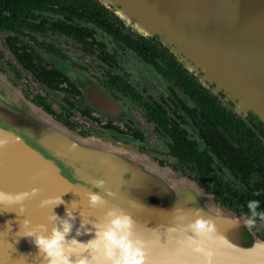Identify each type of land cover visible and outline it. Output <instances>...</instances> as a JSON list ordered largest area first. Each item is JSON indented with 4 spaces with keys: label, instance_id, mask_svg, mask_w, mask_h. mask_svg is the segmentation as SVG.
<instances>
[{
    "label": "water",
    "instance_id": "95a60500",
    "mask_svg": "<svg viewBox=\"0 0 264 264\" xmlns=\"http://www.w3.org/2000/svg\"><path fill=\"white\" fill-rule=\"evenodd\" d=\"M96 1L109 10L110 6L121 7L115 16L123 23H135L141 33L138 36L165 34L189 59L212 72L235 95L245 112L234 111L228 100L224 102L221 95L211 93L241 117L264 143L247 120L251 113L264 122V0ZM162 45L209 90L168 44ZM86 95L87 104L97 112L113 115L118 109V104L98 88L89 86ZM0 139L6 141L0 149V190L11 194L24 191L17 190L18 178L2 174L4 169L10 171L7 167L22 174L29 192L39 189L35 197L24 202L23 212L17 204L0 205L1 211L7 210L6 217L21 226L2 232L8 224L2 221L0 235L5 239L20 234L27 245L31 238L23 236L33 226L24 227L22 221L29 219L31 224L40 225L42 219L38 217L45 216L43 225L50 233V224L59 221H50L48 216L54 212L65 217L64 210L53 209L60 197L63 205L75 209L77 219L71 236L76 235L82 220L85 227L103 222L108 209L89 207L87 196L78 189L81 186L122 205L135 222L136 238L144 243L146 264H204L206 254L194 252L189 246L192 232L188 226L198 218L210 220L216 228L210 238H204L206 251L212 253V264H264V239L247 227L246 215H237L217 204L197 182L178 176L131 144L104 135L91 143L27 101L1 73ZM97 180H104V187H96ZM18 185L23 188L22 183ZM107 191L115 196H106ZM45 199L51 202L41 208L40 202ZM138 216L147 218L149 224L140 226ZM90 238L77 237L84 242ZM31 248L12 264H46L34 244Z\"/></svg>",
    "mask_w": 264,
    "mask_h": 264
},
{
    "label": "trees",
    "instance_id": "16d2710c",
    "mask_svg": "<svg viewBox=\"0 0 264 264\" xmlns=\"http://www.w3.org/2000/svg\"><path fill=\"white\" fill-rule=\"evenodd\" d=\"M0 31L7 32L4 42L12 60L5 64L18 80L25 73L34 83L66 95L61 99L60 111L40 96L33 99L55 120L74 131L78 128L72 119L76 114L90 124L110 128L109 124L102 125L93 110L77 106L85 91L40 52L62 61L67 59L66 54L36 34L71 40L106 65L104 88L142 107L157 134L170 140L169 155L177 159L175 171L214 192L217 201L237 215L249 219L247 204L251 200L259 201L257 212L264 213L263 141L241 117L199 84L158 40L129 34L124 23L96 0H0ZM100 36L121 51L131 52L166 80L169 99L145 100L124 76L116 74L115 51H106L107 44ZM0 58L4 54L0 53ZM247 120L264 139V122L251 113ZM221 170L228 171L235 184L225 180ZM263 223L264 219L257 217L252 228H260Z\"/></svg>",
    "mask_w": 264,
    "mask_h": 264
},
{
    "label": "rangeland",
    "instance_id": "374dc122",
    "mask_svg": "<svg viewBox=\"0 0 264 264\" xmlns=\"http://www.w3.org/2000/svg\"><path fill=\"white\" fill-rule=\"evenodd\" d=\"M120 9L121 7L119 6L116 7L110 6V12L113 15H115L114 12ZM124 23H125L126 31L129 34L133 36H138L141 34L139 31L140 29L137 27L135 23L133 22L128 23L127 21H124ZM36 36L40 40L52 42L57 47L61 48L62 52L66 54L67 59L65 61H62L59 58L51 57L43 52H40L45 58H47L55 66L64 70L68 74V76L78 85H80L81 88L85 91V96L80 101L78 102L76 101L77 106L81 108L88 107L92 109L87 104L86 91L89 86H93L95 88L100 89L109 97L113 98L117 102V104H119V106L123 110H125L128 118L136 122V125L140 124L146 130V132L151 135L150 141H152L153 144H149V143L146 144V149L157 151L159 153L160 158L162 157L164 158L162 154H164V152H166L167 150L165 144L166 142L157 138L155 135H152V127L145 123L142 109L140 107H137L136 104H134V102L131 101L128 97L121 96L119 93L108 92L104 88L102 74H103V69L107 68L106 65H104L99 59H97L96 56L83 51L78 45L70 41L60 39L59 37H54V36L51 37L48 35L36 34ZM100 37H102L103 42L107 44L106 51L108 52L115 51L117 65L116 68H114V72L116 74L124 76L130 83V85L138 93H140L145 100L154 99L156 101H162V100L167 101L169 99L170 92L168 89V82L166 80H164L162 77L157 75L152 70V68L144 64L137 56H135L131 52H123L119 48H117L113 43H110L108 39L104 38L103 36ZM149 37L155 38L161 44H168L170 48L174 52H176L179 59L182 62H184V64H186L188 67L191 68L194 74L197 75L198 79L208 86L210 92L221 95L224 102L228 100L231 103L230 105L231 108L234 111L240 110L241 112H245L243 106L241 105L239 100L235 97V95L232 94L228 89L223 87L222 83L213 75L212 72H210L208 69L201 67L194 60L189 59L183 52H181L178 49L175 43L171 42L167 38L165 34L161 33L160 35H154ZM0 51L4 54V58L3 59L0 58V73L3 76H5L6 79L17 90L21 92V94L26 98V100L33 103V99H35L36 96H40L41 98L44 99L46 103L50 104L54 110L60 111V107L62 106L61 99L66 96L65 94L48 90L45 87L34 83L30 79V77L25 73H21L22 78L18 80L13 75V73L9 71L8 67L5 64V61L6 60L12 61V60L10 54L6 51V49L2 44L1 35H0ZM179 95L183 100L186 99V97L183 96L182 94L179 93ZM171 106H174V103L171 104ZM103 118L105 117H102V119ZM72 119L78 124V130L73 131L74 133L79 134V131H84L85 133H88V136H83V137L87 138L91 143L93 142L96 143L98 142V140H100L99 136H97V132H101V130L98 127L88 123L86 120L80 118L76 114ZM113 120L115 121L117 120V118ZM187 129L189 134L194 138L192 130L190 128ZM151 147L152 149H149ZM200 147L202 146L200 145ZM141 153L148 156V154L145 152H141ZM166 162L167 165L163 167L171 169V165H173V162L170 161V159H168ZM216 169L219 170L217 166ZM219 172L225 180L235 184L233 179L229 176V174L225 170H221ZM176 174L178 176H181L178 173ZM207 192L211 194L212 198L215 200L217 204L221 205L214 197V192L212 191L210 192L207 191ZM256 232L260 233L259 236L264 239V223L260 228L259 227L256 228Z\"/></svg>",
    "mask_w": 264,
    "mask_h": 264
},
{
    "label": "clouds",
    "instance_id": "9594fccd",
    "mask_svg": "<svg viewBox=\"0 0 264 264\" xmlns=\"http://www.w3.org/2000/svg\"><path fill=\"white\" fill-rule=\"evenodd\" d=\"M6 141L0 139V149H3ZM96 187L102 188L105 185L104 180H97ZM39 192L38 188H33L30 192H21L18 194L6 193L0 190V205L17 204L23 212L24 202L35 197ZM106 196L114 197L115 193L107 191ZM88 205L91 208H103L107 206L108 200L98 192L90 191L86 193ZM51 201L48 199L40 202V207L44 208ZM75 201L72 202V204ZM64 201L59 198L55 204L59 206ZM247 207L250 217L246 221L250 229L255 226L256 218L264 219V213L257 212L259 201L251 200ZM50 221H59L48 232L46 225L40 224L30 228L23 236L31 238L38 253L42 255L46 264H146V254L144 243L136 238L134 232L135 222L131 216L122 209L111 208L106 214L103 222L92 223L91 227H85L82 220L80 228L76 229V235L71 236L74 221L77 217L73 210H65V217L61 218L53 212L49 217ZM24 227H29L31 221L24 219ZM192 235L189 237V246L194 252L205 253L208 257L204 264H212L211 251H206L204 238H210L216 232L215 225L207 219L198 218L189 226ZM81 229H84L81 231ZM81 235L91 236L86 242L77 239ZM71 236V238H69Z\"/></svg>",
    "mask_w": 264,
    "mask_h": 264
},
{
    "label": "flooded vegetation",
    "instance_id": "af4514ba",
    "mask_svg": "<svg viewBox=\"0 0 264 264\" xmlns=\"http://www.w3.org/2000/svg\"><path fill=\"white\" fill-rule=\"evenodd\" d=\"M0 35H1V39H2V44L4 46V48L6 49V51L9 53V49L8 47L6 46L5 42H4V38L5 36L7 35V32H3V31H0ZM54 37H59L60 39H64L66 41H70L72 42L71 40H68V39H65L63 37H60V36H54ZM52 43V42H50ZM74 43V42H72ZM75 44V43H74ZM55 45V44H54ZM56 46V45H55ZM80 47V46H79ZM81 48V47H80ZM61 49V48H60ZM82 49V48H81ZM62 50V49H61ZM83 50V49H82ZM84 51V50H83ZM0 53H2L0 51ZM44 53V52H43ZM3 54V53H2ZM115 93H119V92H115ZM104 95H106L107 97H109L107 94H105L103 92ZM121 96H125L121 93H119ZM127 97V96H126ZM111 98V97H109ZM113 101H115L113 98H111ZM131 100V99H130ZM116 102V101H115ZM117 103V102H116ZM136 104V103H134ZM137 107H140L142 109L141 106L137 105ZM93 110V112L100 118V121L102 123V125H106V124H109V127L110 128H104L102 127L101 125H96V124H92V125H95L96 127H98L101 132H97V136H101V135H104V136H107L111 139H114L116 141H119V142H123V143H127V144H131L135 147H137L141 152H145L148 154V156L154 160L155 162H157L159 165L161 166H166L167 165V160L170 159V161L173 162V165H171V169L182 175L180 172H177L174 170L175 166L177 165V159L171 157L169 155V149H168V144H169V139L168 138H163L161 137L160 135L157 134V132L155 131V126L153 123H150L148 122L146 119H145V116H144V120H145V123L147 125H150L152 127V135H155L157 138L165 141L166 143V152H164V154H162L164 156V158H160L159 156V153L157 151H154V150H147L146 149V144H153L152 141H150V137L151 135L149 133L146 132V130L139 124V125H136V122H134L132 119L128 118L125 110H123L119 104H118V109L117 111H115L113 113V115H108V114H104L102 112H97L95 111L93 108L91 109ZM143 112V110H142ZM144 114V112H143ZM102 117H105L102 119ZM117 118V120H113ZM78 130V128H77ZM77 130H74V131H77ZM79 134L82 135V136H88V133H85L84 131H79ZM96 134V133H95ZM91 135V134H90ZM198 145L200 147L201 143L198 142ZM149 149H152L149 148ZM166 159V160H165ZM162 163V164H160ZM226 171V170H225ZM228 173V171H226ZM229 174V173H228ZM230 176V174H229ZM231 177V176H230ZM232 178V177H231ZM233 179V178H232ZM234 181V179H233ZM235 182V181H234Z\"/></svg>",
    "mask_w": 264,
    "mask_h": 264
},
{
    "label": "bare ground",
    "instance_id": "6f19581e",
    "mask_svg": "<svg viewBox=\"0 0 264 264\" xmlns=\"http://www.w3.org/2000/svg\"><path fill=\"white\" fill-rule=\"evenodd\" d=\"M10 166V165H9ZM7 169L8 170H10V171H8V172H6L5 171V169L2 171V174L6 177V178H18V180L17 181H19V183L18 184H20V183H22V185H23V188H20L19 186H21V185H18V184H16L17 186H18V188H17V190L19 191V190H21L22 191V189L24 190L23 192H29V187H27V186H25L24 185V182H22L23 181V176H22V174L18 171L17 172V170H13L12 168H10V167H7ZM4 176H2V178H5ZM10 180V179H9ZM78 189L80 190V192L81 193H83V194H85L86 195V193L87 192H89V191H87V190H85L84 188H82L81 186L80 187H78ZM26 190V191H25ZM105 199H107L108 200V204H107V206H105V208H107L108 210L109 209H111V208H118V209H122V210H125L123 207H122V205H116L115 204V201H113V200H110V199H108V198H106L105 197ZM56 203H58V202H56ZM55 203V204H56ZM55 204L53 205V209H55V210H66V208H69L70 209V207L69 206H66V205H63V204H60L59 206H56L55 207ZM83 209L82 210H87L86 208H84V207H82ZM70 210H75V209H73V208H71ZM7 210H0V223L3 221V222H5L6 221V223H8V224H5V228H4V231H2V232H6L5 230H10V228H12V227H21L18 223H16V224H14L13 223V221H14V219H9L8 217H6V216H8L7 214H4L5 212H6ZM131 212H133V211H131ZM135 213V212H134ZM22 214V213H21ZM131 214H133V213H131ZM136 214V213H135ZM134 214V215H135ZM23 215V214H22ZM21 215V217H23ZM51 216V215H50ZM50 216H48V218L50 217ZM46 217V216H45ZM45 217H42V218H39L38 217V219H42L41 221H39V222H41L42 224H43V221H44V219H45ZM139 217V216H138ZM141 220H140V222H141V224H140V226H146V224H149V220L147 219V218H143V217H139ZM11 224H14V225H11ZM54 224H56V222H52L50 225H53L54 226ZM33 227H35L36 225H34V224H31ZM0 228H1V225H0ZM30 228V227H29ZM4 235H7V233L6 234H4ZM21 235L20 234H18L17 236L16 235H14V234H12V235H10V236H8L6 239L3 237V236H1L0 235V262L2 263V264H4V263H6V264H12L13 262H15L16 261V258L18 257V256H20L22 253H24L25 251H31L32 250V248H31V246H33V243L30 241L27 245H24V242L22 241V239L21 238H19ZM26 246H29L28 248H26Z\"/></svg>",
    "mask_w": 264,
    "mask_h": 264
},
{
    "label": "crops",
    "instance_id": "0c3cea01",
    "mask_svg": "<svg viewBox=\"0 0 264 264\" xmlns=\"http://www.w3.org/2000/svg\"><path fill=\"white\" fill-rule=\"evenodd\" d=\"M172 170V169H171ZM173 171V170H172ZM182 176V175H181ZM205 189V188H204ZM206 190V189H205ZM215 201V200H214ZM256 231V229H254ZM257 235L259 236V233H257Z\"/></svg>",
    "mask_w": 264,
    "mask_h": 264
}]
</instances>
